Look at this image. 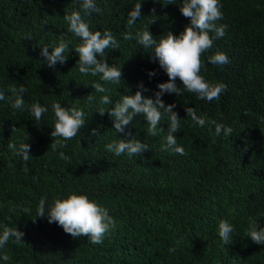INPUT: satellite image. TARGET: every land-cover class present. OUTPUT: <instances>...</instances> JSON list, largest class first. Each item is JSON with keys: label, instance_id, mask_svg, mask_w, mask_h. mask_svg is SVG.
Returning a JSON list of instances; mask_svg holds the SVG:
<instances>
[{"label": "trees", "instance_id": "obj_1", "mask_svg": "<svg viewBox=\"0 0 264 264\" xmlns=\"http://www.w3.org/2000/svg\"><path fill=\"white\" fill-rule=\"evenodd\" d=\"M136 2L97 0L102 14L85 15L77 0H0V88L6 95L0 101V232L24 233L22 241L10 239L0 248V264H264V245L247 238L253 222L264 227V0H220L223 18L216 23L226 25L225 36L202 54L200 72L210 83L226 85L218 100L186 90L163 97L176 105L181 129L174 135L186 154L163 150L167 117L159 124L164 132L151 137L144 117L137 116L126 131L151 150L116 157L106 145L127 137L115 131L107 112L98 111L134 95L141 82L148 89L143 95L154 98L157 84L168 79L150 62L151 50L138 44L137 33L148 26L158 41L189 23L179 11L182 0H143L144 16L129 26L127 13ZM76 10L91 30L111 31L118 40L119 48L106 50L104 59L120 66V84L79 72L75 48L81 41L64 19ZM61 41L69 48L66 62L50 68L40 47ZM217 52L226 53L230 63H208ZM149 71L156 75L149 77ZM96 83L104 93L95 91ZM13 85L27 88L24 111L11 107ZM177 85L183 89L178 78ZM105 95L111 105L102 104ZM37 102L48 108L39 122L27 110ZM55 102L85 112L84 127L67 142L50 135ZM188 108L205 120L203 127L187 115ZM215 124L232 132L217 136ZM93 129L98 136L91 135ZM26 134L27 165L7 147L24 142ZM58 140L66 146L57 148ZM73 192L97 201L116 221L101 244L73 238L36 217L41 198L51 205ZM221 221L236 228L227 246L218 236Z\"/></svg>", "mask_w": 264, "mask_h": 264}, {"label": "clouds", "instance_id": "obj_2", "mask_svg": "<svg viewBox=\"0 0 264 264\" xmlns=\"http://www.w3.org/2000/svg\"><path fill=\"white\" fill-rule=\"evenodd\" d=\"M82 6L85 15L92 13L102 14L101 8L97 6V0H77ZM143 0H137L131 10L127 13V23L129 26L135 25L142 16ZM175 0H168L167 4H174ZM154 11V10H153ZM182 16L188 18L186 24L178 35L168 32L157 41L148 31V26L137 33L136 39L140 46L151 50L150 62L158 64L159 68L167 75L166 82L157 84L154 98L143 95L148 89L141 82L134 95H124L114 107L109 109L101 108L98 113L104 115L106 112L112 120L113 127L117 133H122L127 139L114 140L106 145V150L116 157L127 156L133 158L141 156L144 152L151 150L149 144L132 138L133 134L126 129L137 116H143L148 125V134L156 137L164 129L159 127L162 119L167 117L168 129L166 142L162 146L164 151L174 154L185 155V149L178 144L175 133L181 129V119L174 111L176 105L165 104L163 97L166 94L182 95L183 91L195 93L199 99L209 102L218 100L220 95L226 91L223 83H210L201 74V56L213 47L214 41L225 36L226 25H217V21L223 18L220 0H182L179 6ZM155 16V15H153ZM69 25V32L73 33L81 43L75 48L79 56L78 70L84 76H100L104 82L120 84L122 71L120 66L109 65L104 59L106 50L118 49V40L111 31L91 30L90 25L83 19L80 10L73 11L70 15L64 16ZM155 20L151 21L154 22ZM212 34V35H210ZM32 37L26 36L24 39ZM125 39H132L131 35ZM51 49V51H49ZM68 45L61 41L58 45L40 47V55L46 61L48 67L54 68L58 63L66 62ZM208 63L213 65H226L230 63L226 53L217 52L209 57ZM149 77L156 75L155 71L147 73ZM177 78L182 82L183 89L177 85ZM8 91L12 93L11 107L17 111L26 109L24 94L27 88L20 85L11 86ZM95 91L104 93L105 88L100 84H95ZM91 100V97L89 98ZM5 90L0 88V101H5ZM103 105H111L109 96L101 98ZM27 110L32 117L39 122L48 112L46 106L40 103L32 104ZM54 112V129L51 130V137H59L67 142L76 137L84 127L86 118L83 110L75 107H64L60 102L52 104ZM187 115L191 116L196 125L203 127L205 120L196 116L191 108L186 109ZM231 128H225L223 124H215V135L222 133L230 134ZM91 135L98 136L99 133L93 129ZM29 136L26 134L24 142L17 145L9 143L8 149L20 157L27 165L31 158V145L26 143ZM66 146L57 141L56 147ZM60 158L66 160L67 157L60 152ZM29 212V209H25ZM36 217L46 219L49 224H56L73 238L87 236L92 244L99 245L103 242L115 227L116 221L110 216L109 211L97 201L90 199L86 194L70 193L66 197L57 198L51 205H48L46 198H41L37 207ZM236 228L228 221H221L218 225V236L223 246L233 243ZM24 233L17 228H4L0 232V248H3L10 239L16 242L22 241ZM247 238L256 245H264V227L256 222L251 224ZM170 252H175V248H170ZM3 259L7 260L5 256Z\"/></svg>", "mask_w": 264, "mask_h": 264}]
</instances>
